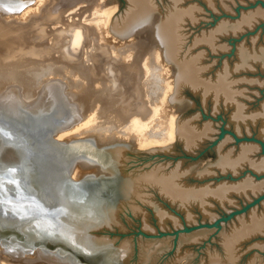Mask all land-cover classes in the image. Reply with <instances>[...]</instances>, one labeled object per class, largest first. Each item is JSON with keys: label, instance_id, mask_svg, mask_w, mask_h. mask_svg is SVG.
<instances>
[{"label": "bare ground", "instance_id": "6f19581e", "mask_svg": "<svg viewBox=\"0 0 264 264\" xmlns=\"http://www.w3.org/2000/svg\"><path fill=\"white\" fill-rule=\"evenodd\" d=\"M199 2L210 9L220 3ZM125 3L123 15L111 22L112 10L103 0H0V234L2 226H14L24 237L20 243L0 241V264H83L79 259L85 255L93 264L104 259L106 264H119L126 252L124 245L114 247L96 232L117 223L114 210H101L95 197L75 195L67 179H78L80 167L90 162L111 175L117 165H124L129 143L149 146L169 134L176 135L188 150L194 149L209 136L213 125L189 120L173 126L167 105L186 88L200 95L201 105L230 108L227 126L235 140L255 128L260 142L248 140L253 143L241 145L238 154L227 149L221 153L215 172L223 179L214 184L213 178L204 177L192 186L178 167L137 175L130 210L146 202L144 189L153 187L180 207L182 222L190 225L195 209L203 220L214 221L215 208L227 210L236 199L250 201L251 195L264 191V159L251 158L259 146L264 153V102L251 110L250 93L242 90L241 83L256 84L253 78H245L255 73L234 75L264 66V47L256 48L258 36L250 40L249 48L235 46L236 64H221L212 77L207 74L211 68L202 60L206 53L226 50L227 46L220 45L225 33L235 35L253 28L264 19V10L239 13L236 21L219 22L186 43L182 29L197 20L201 10L196 4L169 0L163 16L153 23L156 0ZM36 4L38 9L30 10ZM26 27H35L34 33L30 31L32 39L23 35ZM152 30L150 43L143 44L140 35ZM108 31L116 43L105 38ZM198 45L201 50L193 51ZM28 60L32 62L19 65ZM163 62L168 66L166 74ZM170 71L172 83L168 82ZM116 137L121 143L106 145L105 152L98 148L117 141ZM64 139L72 143L65 145ZM242 167H249L250 172L243 177L253 179L238 178ZM209 172L204 174L209 176ZM261 206L260 213L250 210L236 219L230 234L221 239L223 258L211 254L209 264H235L240 242L264 232V202ZM156 219L160 229L169 222L180 225L166 212H158ZM21 221L28 222L18 225ZM38 243L42 245L33 248ZM47 245L56 248L54 252L45 249ZM145 256L144 263L151 255Z\"/></svg>", "mask_w": 264, "mask_h": 264}, {"label": "rangeland", "instance_id": "374dc122", "mask_svg": "<svg viewBox=\"0 0 264 264\" xmlns=\"http://www.w3.org/2000/svg\"><path fill=\"white\" fill-rule=\"evenodd\" d=\"M103 1H105L106 4L109 5L110 9L108 8V10H112L110 17L111 22L121 17L127 7L125 0ZM199 1L201 0H193L192 3L191 0H186L187 6L196 4L197 7L200 8L199 10H201L197 15V20L192 24L186 23L182 29V31L185 32L184 35L186 36V43H189L191 41V38L193 39L200 35L201 32H209L219 22L232 23L233 21H236L238 19L237 17L239 16V13H242L243 15L248 14L258 8L264 10V0H219L220 3L218 4L215 3L216 1L214 2L215 5H218L214 7L216 10H214V8L210 9L206 6H203V3L201 4V2ZM156 3L158 6V10L154 12L155 22L153 23H156L161 15L163 16L165 8L169 4V0H156ZM37 4L38 6L41 5L39 3ZM37 4L34 5V7H32V9L30 10H37ZM27 11L28 10H26L25 12ZM110 21L107 26L108 28L111 24ZM26 28L28 29H24L25 31L23 30V35L26 34V37L28 36L30 37V39H32L33 35L30 34V31L34 33L33 28L35 30V27H32L31 29L29 27ZM245 29L246 30L238 31L235 35L233 33H225V35L223 36L225 39L223 37L221 38L220 45L225 47L227 46L226 50H222L219 53H206L207 55L205 54V57L202 60L204 61L205 65H208L211 68V70H207V74L209 73V77L211 74V77L215 75L221 64H224L225 62H229L231 66L236 64L237 57L233 56L235 55V46L250 44L247 47L246 45L244 46V48H249L251 46L250 40L258 36L255 41V44L257 46L255 44L254 45L256 46V48L264 47V19H259V21L253 26V28L247 27ZM152 32L153 30L140 35L139 38L143 39H141V41H143V44L146 45L147 43H150L149 40H151L150 37L152 35ZM104 36L112 43H116L118 41L115 39V36L109 31L105 32ZM133 42H137L136 39ZM200 47V45L195 46L192 50L195 52H199L201 50ZM30 60H28V62L23 61V63L26 62V64H28L29 62L34 61V58L32 61ZM36 60L37 58L35 59V61ZM23 63L21 62L19 63V65H26L25 63ZM255 66L259 65L256 64ZM162 67L165 70L166 74V71H168L166 70L168 69V66L166 65V63H164ZM245 73H255V75L254 77H245ZM234 75H242V77H245L248 80H251L250 78H253L252 80L256 81V84L248 83V87H250V90H248L247 88V83L241 84L244 85L242 87L243 92L246 93L247 91V93H250L251 97L249 102L251 105V110L258 109L257 107L264 102V66H260V68L258 67V69L254 67L253 69L249 70V72L245 70L235 72ZM168 76L170 80H168V82L172 83L174 77L173 72H168ZM171 85L170 88H172L173 90L174 87H171ZM119 86V90L121 92L122 86L121 84H119ZM172 90L170 89V93H168L169 95H172ZM167 95L165 96V101L166 99H169ZM200 99V95L186 88L180 92V95L176 99H172L167 105V110L171 112V119L173 120V122L175 121L173 126H175L177 122H185L189 120L191 122H194L196 125H200L203 123H210L213 125L209 136L197 143L198 145L196 144L194 149L188 150V148L184 147L182 141H180V139H178L176 135L170 136L169 134L168 138L166 137L168 140L162 138V142L160 140L159 142H156L154 144L152 143L149 146H142L137 143H129V146L125 151L126 157L124 165H117V169L113 170L111 175L108 174L109 172L107 170L100 169V166L97 163L88 162V165L83 166L84 170L82 169V167H80L77 177L78 179H70V182H79V184L77 183L74 187L68 186L75 195H81L80 197H95L100 204L101 210H105L106 208L110 207L117 215V223L112 224L110 228L109 226L98 228L96 232L100 234L98 237L105 239L114 247L115 245L117 247L124 245V247L126 248V252L122 255L123 257L120 260L119 264H207L208 257L211 254L217 256L218 259H222L223 247L221 245V239L225 237V235L227 237V235L230 234L229 230L232 228V225L235 223L236 219H239V217L241 216H246L247 212H250V210L251 212L254 211L257 214L262 211L261 208L263 207H260V205L262 202H264V200H261L259 203L250 207L247 211L237 214L227 221H220V219L228 216L230 213L243 209L245 205L250 204L257 198L263 196L262 194H264V191L259 193L257 196L251 195L252 197H250V201H248L247 199H236V204L234 206H229L227 210H223L221 208L220 210H218L215 208L214 215L216 217L214 221L209 222L203 220L195 209L193 210V213H195L193 215L194 222L189 225L185 224V222H182V211L180 210V207L175 202H171L165 195H163L161 192L159 193V191L157 189L155 190L153 187H150V189L146 188L148 190L144 189L146 193V200H148L144 203L135 204V209L133 211L130 210V206L135 203L133 202L135 201L133 196L136 189L134 183L137 175L148 173V171L153 170L154 168H161L165 171H169L168 169H170L171 171L172 169L174 170L175 167H178L177 169L180 168V171L184 172V178L187 179L192 186H195L197 184V181L201 182V178L202 180H204V177H207L206 179L208 180H210V178H213L214 181L210 182L214 184L217 179H223L221 177L223 175H217V173L215 172L216 165L221 153L225 152V150L227 149V151L229 150L234 154H238V150H240L239 148L241 145L253 143L252 141L248 140L243 141L244 139H254L259 141L257 138L258 135L255 133V128L252 129V131L248 134L240 135V137L238 138L239 140H241L240 142H238V140H235L232 129L227 126V118H229L230 115V108L225 109L223 107L220 108L219 106H217L214 109V106L211 104L201 105L202 103ZM116 138L117 141H112L111 143L103 142L105 143L103 144L105 146L103 147L102 145H100L98 148L102 150L104 149L103 152H105V148L107 147L106 145L121 143L118 140L119 138ZM64 140L65 145H70V143H72L68 139ZM259 147L260 149L254 152L255 155L253 154V157H251L253 160L257 159V161H260L264 159L262 158L264 157V155L262 154V148L261 146ZM97 167L99 169H97ZM104 168L106 169V167ZM246 168L242 167L239 170L238 178L241 179V181L245 178L250 177H243L244 175H249L250 173L248 172L249 167L247 169ZM81 170L82 172L80 173ZM206 171H210L209 176L208 174H204V172ZM202 173L204 175H202ZM225 176L228 177L227 175ZM226 179L232 180L231 177H228ZM250 179L253 178L250 177ZM68 180L69 178L67 179V181ZM132 207L134 208V204L132 205ZM252 208H254V210ZM158 212H166L169 215L177 218L180 225L174 227L169 222L167 223L165 228H158L155 221L156 214ZM144 221L146 222L144 223ZM214 223L216 224V226H212L210 228L205 227L206 225H213ZM144 225L147 226L148 229H144ZM188 229H190L188 232L184 231ZM259 234L257 233L250 239L240 242L241 245L238 246V250L240 251L238 253L240 255L238 254L239 258H237L235 264H249L250 260L254 262V264H264V232H260ZM35 250L36 249H33V251ZM51 252L54 251L52 250ZM146 253H150L151 257L144 263V257H146ZM66 254L67 256H71L70 253ZM101 264H106L105 259L103 262H101Z\"/></svg>", "mask_w": 264, "mask_h": 264}, {"label": "water", "instance_id": "95a60500", "mask_svg": "<svg viewBox=\"0 0 264 264\" xmlns=\"http://www.w3.org/2000/svg\"><path fill=\"white\" fill-rule=\"evenodd\" d=\"M244 140H250V139H244ZM251 140H254V139H251ZM68 181L69 182H68L67 185L70 186V187H74L77 183L79 184V182H75V183L74 182H70L71 181L70 179ZM262 198H264V194L260 198L254 200L252 203L245 205L243 207V209H241L239 211L237 210L235 212L230 213L228 216L220 219V221H227L230 218H232L233 216H236L237 214H240V213H243V212L247 211L250 207H252V205L254 206L255 204L259 203L260 200H262ZM24 222L27 224L28 221L18 222L19 223L18 225L24 224ZM212 226H216V224L214 223L213 225H206L205 227L210 228ZM2 228H3V230H1L2 233L0 234V241H3V242L6 241L7 242V241H10V239H14L16 242H19V243L24 241L23 240V238H24L23 235L17 233L16 230H15V228H14V226H5V227L2 226ZM189 230L190 229L184 230V231L185 232H188ZM41 245L42 244H39V245L36 244V245L33 246V248H37L38 246H41ZM44 247H45V249L50 250V251L56 249V248L52 247V245H50V246L47 245V246H44ZM82 255L84 256L85 254H82ZM79 260H80V263H83V264H93V260L90 259V257L89 256H86V255L84 257H80Z\"/></svg>", "mask_w": 264, "mask_h": 264}]
</instances>
